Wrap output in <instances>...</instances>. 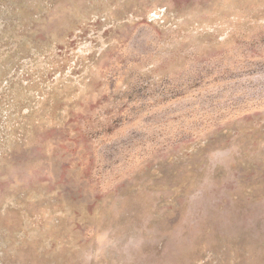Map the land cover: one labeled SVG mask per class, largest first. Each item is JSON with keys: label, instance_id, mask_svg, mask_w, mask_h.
<instances>
[{"label": "rangeland", "instance_id": "rangeland-1", "mask_svg": "<svg viewBox=\"0 0 264 264\" xmlns=\"http://www.w3.org/2000/svg\"><path fill=\"white\" fill-rule=\"evenodd\" d=\"M0 264H264V0H0Z\"/></svg>", "mask_w": 264, "mask_h": 264}]
</instances>
